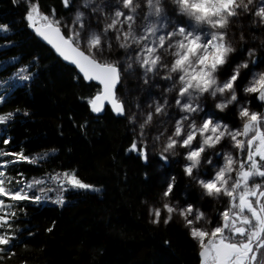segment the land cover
<instances>
[{
    "label": "snow or ice",
    "instance_id": "6c2138e0",
    "mask_svg": "<svg viewBox=\"0 0 264 264\" xmlns=\"http://www.w3.org/2000/svg\"><path fill=\"white\" fill-rule=\"evenodd\" d=\"M27 2V26L64 61L74 65L86 81L101 85V90L88 101L93 112L100 113L105 104L110 105L117 115L123 116L126 112L124 102L117 96V86L122 78L121 68L114 61L101 59L106 50L112 49L109 32L114 34L120 49L136 51V63L143 71L145 83L149 74L155 77L161 70L164 75L160 79L172 82V86L165 91H175L174 103L181 115L167 136L160 158L167 162L164 153L175 155L177 147L183 149L186 161L184 174L195 180L206 196L228 198V206L217 214L219 222L210 231L197 226L207 218L204 212L194 209L191 204L179 207L178 204L164 203L162 207H150L149 214L154 217L152 223L161 222L162 212L165 214L164 224L172 221L174 213L182 217L189 235L198 242L201 264H264V184L255 183L257 178L264 180V113L251 111V101L247 102L249 106L238 104L240 97L237 86L241 80V69H248L249 65L247 62L231 63L236 48L229 39L232 22L243 14L259 17L264 23V0H260V6L254 13L250 5L255 0H169L175 6L173 14L182 17L183 22L166 34H158L162 25L151 23L139 35L134 28L140 8L139 0H121L122 8L128 14L117 9L112 14L111 23L105 24L100 31L92 29L90 17L97 14L106 17L104 8L112 5L98 3L97 0H82L80 7L87 10L88 16L78 8L69 26L56 18L55 9L49 15L41 12L38 0ZM70 2L62 0L65 8L70 6ZM144 7L148 15L143 19L159 18L164 11L162 0H145ZM86 20L89 21L87 26ZM3 30L7 31V26H3ZM161 52L171 57L170 63L165 62ZM252 54L253 51H249L248 55ZM127 69L131 71L132 65L128 64ZM19 78L24 81L30 79L29 76ZM244 78L248 83L243 87V93L264 104V72L250 71L245 73ZM206 95L214 100L220 98L216 108L221 112L230 105H238L240 126L230 128L222 121L214 122L211 115L197 124L193 114L203 111L199 101ZM4 100L5 97L0 95V103ZM167 106V99L162 104L157 103L155 114L167 115ZM14 115L13 112L0 114V124L8 123ZM129 121L135 122L136 116L129 117ZM152 121L153 113L149 112L138 125L139 137L145 142L138 146L134 140L128 149L138 152L145 162L148 160L145 129ZM167 132L165 128L153 140L159 142ZM225 140L236 155L232 152L215 153L219 163L217 166L211 153ZM3 143L9 144L10 140L6 139ZM0 157L13 158L0 160V260L5 259V253L15 255L10 249L17 239L14 221L17 219V207L22 202L39 205L49 199L48 192L56 191L59 194L54 202L63 206L66 203L64 192L100 191L95 185L85 182L75 169L43 178L28 179L22 173L19 178L13 177L7 171L10 165L21 162L37 164L43 157H30L23 151H0ZM202 164L214 169L204 173L210 177L208 179L199 178ZM49 182H55L57 187H46ZM174 186L173 177L163 197H169ZM207 223L212 222L207 220Z\"/></svg>",
    "mask_w": 264,
    "mask_h": 264
},
{
    "label": "trees",
    "instance_id": "16d2710c",
    "mask_svg": "<svg viewBox=\"0 0 264 264\" xmlns=\"http://www.w3.org/2000/svg\"><path fill=\"white\" fill-rule=\"evenodd\" d=\"M38 3L43 13L55 9L56 17L74 9L72 1L68 8L62 0ZM28 6L27 0H0V95L5 97L0 114L15 113L0 124V151L43 158L37 164L10 165L7 171L31 179L75 169L102 191L64 192L63 206L54 202L56 191L48 192L49 199L39 205L22 202L14 221L17 239L10 249L15 255L3 254L0 264H200L198 245L185 225L176 220L154 224L150 219V204L160 200L166 184L151 160L146 163L128 152L137 136L128 115L107 110L97 116L89 110L87 102L98 87L84 82L34 35L25 19ZM172 8L167 5L171 14ZM245 52L246 44L240 42L231 63ZM126 54L129 51L118 49L105 55ZM20 69L24 72L18 73ZM248 72L241 70L239 92ZM23 76L30 79L19 78ZM119 91L124 93V87ZM234 111L231 107L223 116L231 119ZM6 139L9 144L3 143ZM180 162L172 164L176 176L171 197L198 203L201 192ZM188 184L193 189L185 194ZM46 187L57 185L49 182ZM211 201L205 198L202 206L209 210Z\"/></svg>",
    "mask_w": 264,
    "mask_h": 264
},
{
    "label": "rangeland",
    "instance_id": "374dc122",
    "mask_svg": "<svg viewBox=\"0 0 264 264\" xmlns=\"http://www.w3.org/2000/svg\"><path fill=\"white\" fill-rule=\"evenodd\" d=\"M71 1H72L71 4H73V6H74L73 11H71L70 14L67 16L64 15L62 17H56L57 19H60L62 21V23L67 24L69 26L71 25L72 20H73L75 13H76L78 8L81 11H85L86 16H88L87 10L80 7L82 0H71ZM97 2L98 3L102 2L106 5H112V7H105L104 8V12L106 13V17L101 16L99 14H97L94 17H90L91 27L95 31H100V30H97L96 26H94L95 25L94 22H97V26H98V24H100V26L102 25L104 27L105 24L111 23V20L113 18L112 14L117 9L123 10V11H125V14H128L127 10L121 8V6H122L121 0H97ZM162 2L164 3V6H165L164 7L165 10L163 11L165 14L163 15V12H162L161 17H159V18L150 17L149 19H143L144 20V22H143L142 18L145 17L146 15H148V13L145 16H143L140 14L141 13L140 8L137 10V16H136V22H135L134 28L136 29L138 35L143 32V29L146 25L151 24V23H156L158 25H162L161 30L158 34H166L167 31L173 30L177 24L183 22V21L180 22L179 18L173 19L172 16L167 15V14H169V13H166V11H169L167 9V5H169V7H170L169 0H162ZM257 3H258V0H255V3L253 5H250V8L255 9V7H258ZM49 15H51V14H49ZM251 17H253V18H251ZM245 19H246V21H250L252 24H254L256 29L260 31V32L259 31L253 32L251 30V31L247 32V36L249 37V39H251L250 42L256 41V40L261 41V39H263V37H264V25H263V23H261V21L256 19L254 15L243 14L238 20H234L230 26L229 39L232 41V45H233V47L236 48V51H237V49H239L238 44L240 42L246 41V35H245L244 30H245V26H247V25L245 23ZM256 20L258 21V23L256 22ZM88 22H89L88 20L85 21L86 26H87ZM242 27H244V28H242ZM125 30H127L126 25H125ZM64 31H65V34H67V28H65ZM241 36H243V39H241ZM109 37L112 39V49H111V51L106 50L105 53L108 52L107 54H109V53L111 54L113 52H116L118 49H120L117 46V43H116L115 38H114V34L112 33L111 36H109ZM128 51H129V54H126L125 56H121L119 58H114L113 56L109 57L108 55L104 54V56L101 57V59H107L109 61H114V62L118 63L120 65V67L122 66V68H121L122 69V75H123L122 76V78H123L122 87H124V92H126V94L125 95L121 94V98L125 100V105L127 106L128 117H131L133 115L136 116V121L132 122V123H133L134 132L137 135L136 136V142L139 145L141 143H144L145 141H142L141 138L139 137L140 129H139L138 125L144 121V118L147 116V114L149 112L153 113V121H152L151 125L145 129V138H146L148 152H151L153 154V157H154V153H157V151L163 152V146H164V143L166 142L167 136L170 135L171 132L173 131L175 120L180 117L181 113L179 112V110L177 109V107L175 106V103H174L175 95H176L175 91H173L172 93H168L165 91L166 88H169L172 86V82L160 79V76L164 75L163 70H161L160 74L158 76H155V77H153L152 74H149L148 75V82L145 83L144 78H143L144 77L143 71H142V69L139 68V66L136 63V51H134V50H128ZM161 55L164 56L165 62H167V63L171 62V57L169 55L164 54L163 52H161ZM244 62H246V61L244 60ZM129 63L134 66V68L131 71H129L127 69V65ZM235 64H238V63H234L233 65H235ZM255 70H256L255 72H259V69L256 68ZM221 79L223 80L224 77L221 76ZM247 83H248V81L243 84V87ZM151 90L153 92H151ZM241 92H242V96H246L243 93V91H241ZM238 93H239V91L237 88V94ZM127 94L130 95L131 98L128 97ZM165 99L168 100V106L166 108L167 115L160 114L158 116L155 114V107H156L157 103L162 104ZM219 99L220 98L217 97L214 100L207 95L200 99L199 102H200L201 107L203 108V111L198 113V114H193L194 118L196 119L197 124L201 123L202 120L207 118L208 115H211L214 122L219 120V121H222L223 123L229 125V127H230L231 123L229 122L230 123L229 124L228 119H226L223 116V113H225V111L228 108L222 112L216 108V103L219 102ZM238 104L247 106L246 103L243 102L242 98L239 99ZM236 107H237V110H239L238 105H236ZM165 128L168 129V132L164 136L161 137L159 142H155L153 140V137L155 135L159 134L160 132H163ZM225 152H232L233 155H236V152L231 148V146L229 145V142L227 140L222 142V145L217 146V148L215 150H212L211 158L213 159V163L217 164V166H219V163L217 162V158H216L215 153H225ZM164 154L165 155L168 154L169 156L176 157V160L181 161L180 164L182 165V169L184 168L186 161L184 160V150L183 149L177 147L175 149V155H173L171 153H164ZM163 167H164V165L158 161L157 162V168L161 170ZM210 171H214L212 166L207 165V164H202L201 175L199 178H202V179L210 178V177L204 175L205 172H210ZM160 173H161L160 174L161 179L165 180V183L167 185L171 182L172 178L175 177L174 176L175 172L173 173V172H168V171L167 172L161 171ZM189 179H191V181L195 184V186L201 192V194H200L201 196H199L200 198H199L198 203H192V202H189L187 200H186L187 201L186 203H181V202H178L177 200L176 201L173 200L171 196L165 198V197H163V194H162L160 200L157 203L150 204V207H162V205L164 203H172L174 205L178 204L179 207H185L188 204H191V205H193L194 209H198L199 211L204 212L205 216L207 218L206 220H202L197 226L198 227H204L210 231L212 228L210 227L211 225L209 223H207V220H211V222H212V217L214 216L213 210H211V209L207 210L202 206V200H204L208 196H206L204 194V190L199 186V184L195 180H193L192 178H189ZM97 188H99V187H97ZM166 188H167V186H166ZM192 189H193L192 184H188L186 189H185V194L186 193L188 194ZM209 198H212V197H209ZM215 201H216L217 205L220 204L224 207L228 206V203H227L228 198H226V197L221 196L219 198H215ZM194 214L195 213H193V215ZM164 215L165 214L162 212L161 222H163ZM149 216H150V219L152 221L154 217L151 216L150 214H149ZM189 218H192V217H189ZM172 220L179 221L183 225H185L183 218L180 217L178 214L174 213ZM196 243L198 245L197 241H196Z\"/></svg>",
    "mask_w": 264,
    "mask_h": 264
},
{
    "label": "bare ground",
    "instance_id": "6f19581e",
    "mask_svg": "<svg viewBox=\"0 0 264 264\" xmlns=\"http://www.w3.org/2000/svg\"><path fill=\"white\" fill-rule=\"evenodd\" d=\"M144 2H145V0H139V3H140V11H141V15H143V16H145L146 14H147V11L145 10V7H144ZM171 6H172V4H171ZM257 6L259 7L260 6V0H258V3H257ZM162 7H163V9H164V3L162 2ZM258 7H255V9H252V11H253V13H254V11H256V9L258 8ZM121 8H122V6H121ZM173 12H172V14L169 12V11H166V13H169V14H167V15H169V16H172L173 17V19H175V18H178L179 17V15H174L173 13H174V10H175V6L173 5ZM165 10V9H164ZM165 13L163 12V15H164ZM251 18H253V17H251ZM255 18L256 19H258L259 21H261L260 20V18L259 17H256L255 16ZM142 21L144 22V20H143V18H142ZM256 22L258 23V21L256 20ZM245 23H246V25L247 26H245V35H246V41L245 42H243L244 44H246V52H245V55H244V58H240V59H238V61L237 62H235V63H238V64H240V63H243L244 62V60L248 63V65H249V67H248V69H241V70H249V72L251 71V72H255L256 70V68L257 69H260L262 66H264V43H262V41H252V42H250L251 41V39H249V37L247 36V32H249V31H253V32H256V31H258L257 29H256V27L254 26V24H252L250 21H246V19H245ZM250 27V28H249ZM103 28V26L101 25L100 26V28H98L97 30H101ZM242 28H244V27H242ZM243 30V29H242ZM33 32V31H32ZM111 34H112V32H109V36H111ZM249 34V33H248ZM40 40V39H39ZM41 41V40H40ZM42 42V41H41ZM43 43V42H42ZM44 44V43H43ZM238 44V43H237ZM238 45H240V43L238 44ZM47 46V45H46ZM48 47V46H47ZM238 48H239V46H238ZM51 49V48H50ZM52 50V49H51ZM237 51H238V49H237ZM249 51H253V54L251 55V56H249L248 55V53H249ZM53 52V51H52ZM54 53V52H53ZM108 53V52H107ZM107 53H104V54H107ZM58 57V56H57ZM250 57V58H249ZM59 58V57H58ZM61 60V59H60ZM64 62V61H63ZM253 62H255V64L253 63ZM65 63V62H64ZM124 63V62H123ZM65 64H67V65H69L68 63H65ZM118 64V63H117ZM130 64V63H129ZM119 65V64H118ZM69 66H71V65H69ZM119 67H120V65H119ZM74 68V67H73ZM120 68H122V66L120 67ZM134 68V66L132 65V69ZM24 70V69H23ZM76 70V69H75ZM20 72H24V71H21V69L20 70H18V73H20ZM76 72H77V70H76ZM78 73V72H77ZM121 73H122V69H121ZM78 75L83 79V81L84 82H86V83H88V84H95L97 87H98V91L96 92H94V95L91 97V98H93L100 90H101V86L100 85H98V84H96L95 82H92V81H90V82H88V81H86L84 78H83V76H81L79 73H78ZM123 76V75H122ZM123 78H121V83L119 84V86H118V88H117V96H118V98L119 99H121L123 102H124V105H125V100L124 99H122L121 98V95H120V93H121V91H119L120 90V87L123 85ZM248 81V80H247ZM246 81V82H247ZM246 82H244V83H246ZM129 89V88H128ZM242 91H243V85H242ZM120 92V93H119ZM151 92H153L152 90H151ZM128 93V92H127ZM121 94H123V95H125L126 93L124 92H122ZM127 96L128 97H130L131 98V96L130 95H128L127 94ZM238 96L239 97H241L242 96V92H239L238 93ZM90 98V99H91ZM89 99V100H90ZM87 104H88V108H89V110L94 114V115H97V116H102V115H104L106 112H107V110H110V107L107 105L106 107H105V111L103 112V113H95V112H93L92 110H91V107H90V105H89V103L87 102ZM231 107H234V112H233V114H232V117L233 118H236V114H237V107H236V105H230V107H228V109L229 108H231ZM228 109L225 111V113L228 111ZM125 110H126V112H125V116L127 115V106L125 105ZM111 111V110H110ZM112 112V111H111ZM113 113V112H112ZM114 114V113H113ZM115 115V114H114ZM116 116V115H115ZM230 120L231 119H228V123L230 122ZM230 124V123H229ZM135 141H136V139H135ZM138 146H139V144H138ZM129 153H133V154H135V155H140L138 152H135V151H128ZM162 152H160V151H157V153H154V157H153V154L151 153V152H148V160H147V162L146 163H148L149 162V160H151V163L152 164H154L155 165V167H156V171L159 173V174H161L160 172L161 171H163V172H176L175 171V169H174V167H172V164L173 163H175L176 162V157H172V156H169L168 154H164L165 156H167V162H164L161 158H160V154H161ZM152 155V156H151ZM150 157V158H149ZM153 157V158H152ZM143 159V158H142ZM159 162H161L163 165H164V167L160 170V169H158L157 168V162L158 161ZM145 162V161H144ZM161 176V175H160ZM174 176H176L175 175V173H174ZM175 178V177H174ZM162 180V182L163 183H165V180H163V179H161ZM171 182H172V180H171ZM166 184V183H165ZM165 186H167V184L165 185ZM165 189H166V187H165ZM81 191H83V190H81ZM100 191H102V189L100 190ZM171 196V195H170ZM186 198H187V195L185 196ZM176 201V200H175ZM178 202H181V203H186L187 201H182V200H177ZM199 251H200V249H199V247H198V255H199ZM199 260L201 261V258H200V256H199Z\"/></svg>",
    "mask_w": 264,
    "mask_h": 264
},
{
    "label": "flooded vegetation",
    "instance_id": "af4514ba",
    "mask_svg": "<svg viewBox=\"0 0 264 264\" xmlns=\"http://www.w3.org/2000/svg\"><path fill=\"white\" fill-rule=\"evenodd\" d=\"M263 25H264V23H263ZM259 31V30H258ZM260 32V31H259ZM261 41H262V43H264V37H263V39H261ZM259 72H264V66H262L260 69H259ZM240 98H242L243 99V102L244 103H246V105L247 106H249L248 104H247V102L248 101H251V104H250V109H251V111H257V112H262V113H264V104H262V103H260V102H258L256 99H255V97H253V96H251V95H248V96H242V97H240ZM245 106V105H244ZM239 111V110H238ZM238 111H237V114H236V118H233V117H231V120H230V127L231 128H235V127H238V126H240V124L242 123L240 120H239V118H238ZM255 183H262V184H264V180H261V179H259V178H257L256 180H255ZM211 207H210V209L211 210H213V214H214V216L212 217V223L210 224L211 226V228H213V227H215L216 225H217V223L219 222L218 221V218H217V214L218 213H220V212H222L223 210H224V208L225 207H227V206H222V205H217V203H216V201H215V198H211ZM200 264H201V261H200Z\"/></svg>",
    "mask_w": 264,
    "mask_h": 264
},
{
    "label": "water",
    "instance_id": "95a60500",
    "mask_svg": "<svg viewBox=\"0 0 264 264\" xmlns=\"http://www.w3.org/2000/svg\"><path fill=\"white\" fill-rule=\"evenodd\" d=\"M33 31V30H32ZM33 33H34V35L38 38V39H40L45 45H47L49 48H51L52 49V51L54 52V54L56 55V56H58L62 61H64L55 51H54V49L46 42V41H44L41 37H39L37 34H35V32L33 31ZM65 63H68L69 65H71L72 67H74L76 70H77V72L82 76V74L78 71V69L74 66V65H72L71 63H69V62H66V61H64ZM88 82H90V81H88ZM92 82H95V81H92ZM96 84H98V85H100L98 82H95ZM101 86V85H100ZM119 86V85H118ZM118 86H117V88H118ZM108 104H105V106H104V109L100 112V113H103L104 111H105V107L107 106ZM109 107H110V105H108ZM110 110H111V107H110ZM112 111V110H111ZM113 112V111H112ZM114 113V112H113ZM115 114V113H114ZM116 116H121V117H124L125 115H117V114H115Z\"/></svg>",
    "mask_w": 264,
    "mask_h": 264
}]
</instances>
